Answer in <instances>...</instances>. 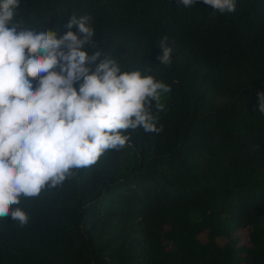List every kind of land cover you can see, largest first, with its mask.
<instances>
[{"label":"trees","instance_id":"16d2710c","mask_svg":"<svg viewBox=\"0 0 264 264\" xmlns=\"http://www.w3.org/2000/svg\"><path fill=\"white\" fill-rule=\"evenodd\" d=\"M73 15L90 17V52L170 87L164 110L152 106L162 130L129 129L124 148L22 197L29 223L0 218V264H264V0L232 13L203 0H20L14 22L60 38ZM164 37L171 65L157 59Z\"/></svg>","mask_w":264,"mask_h":264},{"label":"clouds","instance_id":"9594fccd","mask_svg":"<svg viewBox=\"0 0 264 264\" xmlns=\"http://www.w3.org/2000/svg\"><path fill=\"white\" fill-rule=\"evenodd\" d=\"M195 3L178 0L185 7ZM203 4L213 12L236 10V0ZM19 5L0 0V218L10 216L23 227L29 215L19 207L22 197L61 187L106 151L124 148L129 129L161 131L152 106L164 110L161 92L170 87L139 70L122 71L99 50L90 52L95 45L89 16L73 15L69 31L57 38L55 31L14 22ZM167 40L158 42L162 65L172 63ZM259 109L264 112V94Z\"/></svg>","mask_w":264,"mask_h":264},{"label":"rangeland","instance_id":"374dc122","mask_svg":"<svg viewBox=\"0 0 264 264\" xmlns=\"http://www.w3.org/2000/svg\"><path fill=\"white\" fill-rule=\"evenodd\" d=\"M198 218H199V215H198L197 213H192V214H191V219H192L193 221L197 220ZM237 235H239V241H240V244L246 242V239L244 238V235H242V232H239ZM199 239H200L202 242H204V241L206 240V234H201V235L199 236ZM217 240H218V242H219L220 244H222V243L225 241L223 238H218Z\"/></svg>","mask_w":264,"mask_h":264}]
</instances>
